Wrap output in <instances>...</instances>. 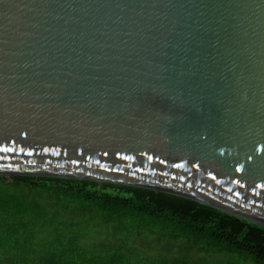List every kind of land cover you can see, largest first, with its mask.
Instances as JSON below:
<instances>
[{"label":"water","instance_id":"1","mask_svg":"<svg viewBox=\"0 0 264 264\" xmlns=\"http://www.w3.org/2000/svg\"><path fill=\"white\" fill-rule=\"evenodd\" d=\"M0 175L144 187L264 227V0H0Z\"/></svg>","mask_w":264,"mask_h":264},{"label":"trees","instance_id":"2","mask_svg":"<svg viewBox=\"0 0 264 264\" xmlns=\"http://www.w3.org/2000/svg\"><path fill=\"white\" fill-rule=\"evenodd\" d=\"M0 264H264V227L144 187L0 175Z\"/></svg>","mask_w":264,"mask_h":264}]
</instances>
